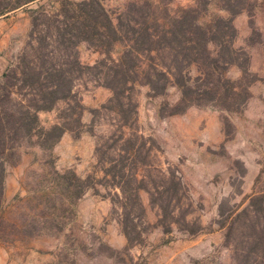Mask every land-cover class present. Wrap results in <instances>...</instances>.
<instances>
[{
    "label": "trees",
    "instance_id": "1",
    "mask_svg": "<svg viewBox=\"0 0 264 264\" xmlns=\"http://www.w3.org/2000/svg\"><path fill=\"white\" fill-rule=\"evenodd\" d=\"M41 1L0 0V18ZM59 1L47 0L29 10L28 41L0 77V243H27L52 233L62 225V214L70 213L89 191L99 193V187L110 190L108 197L128 247L140 243L147 229L142 191L149 193L151 206L160 210L158 223L165 234L175 227L191 235L201 233L200 223L188 221L191 212L183 203L182 179L169 169L149 171L141 163L142 148L132 134L121 132L122 148L112 153L98 146L96 171L85 178L72 169L59 172L52 159L33 195L17 196L16 206L9 209L7 171L22 162L27 145L52 153L66 132L80 135L84 108L77 99V83L83 79H94L111 90L110 104L122 118L133 111L136 119L132 92L138 86L148 87L153 96L164 95L170 87L179 91V100L166 103L161 116L182 114L193 107L240 112L251 98L254 81L249 79L248 55L234 47V20L243 9L233 4L236 0H217L228 16H215L205 23L200 6L209 0H196L198 5L178 8L173 14L150 1L131 3L118 16L103 0H64L56 8ZM82 43L103 58L93 66L84 65L77 52ZM117 48L119 56L114 58ZM233 66L242 71L237 80L228 76ZM60 103L67 105L64 115L53 126L44 127L41 113ZM13 206L16 211L11 210ZM27 207L32 214L21 213ZM219 225L235 264H264V191L249 196L243 209Z\"/></svg>",
    "mask_w": 264,
    "mask_h": 264
},
{
    "label": "rangeland",
    "instance_id": "2",
    "mask_svg": "<svg viewBox=\"0 0 264 264\" xmlns=\"http://www.w3.org/2000/svg\"><path fill=\"white\" fill-rule=\"evenodd\" d=\"M61 1L64 0L56 2V8ZM145 1L160 5L170 14L181 7L198 5L196 0L103 3L118 16L127 5ZM46 3L42 0L0 18V77L28 41L32 27L29 10ZM233 4L243 9L234 20V47L248 55L249 79L254 80L251 98L240 112L193 107L182 114L161 116L160 110L166 103L179 100V91L170 87L164 95L153 96L148 87L138 86L132 92L136 119L133 111L122 118L110 104L111 90L94 79H83L77 83V99L84 108L80 135L66 132L52 153L44 152L36 144L27 145L22 162L8 168L5 183L9 209L10 205L16 206L17 196L33 195L31 191L39 186L40 175L44 167L49 169L52 159L59 172L72 169L85 178L96 171L97 147L103 146L110 153L119 150L123 144L121 132H125L135 135L137 146L142 148L141 163L149 171L169 169L182 179L183 203L191 212L188 221H197L203 231L191 235L175 227L165 234L158 223L160 210L151 206L149 193L142 191L147 229L140 243L128 247L120 217L108 197L110 190L99 187V193L89 191L72 206L70 213L62 214V225L52 233L27 243H0V264H235L219 222L243 209L249 196L264 191V0H236ZM222 6L217 0L201 4V22H209L215 16L227 17ZM117 50L114 58L119 56ZM77 52L84 65L93 66L103 58L87 43L80 44ZM228 76L237 80L242 71L233 66ZM66 107L60 103L54 110L41 113L42 125L49 128L56 124ZM102 176L99 171V177ZM29 211L27 207L21 213L32 214Z\"/></svg>",
    "mask_w": 264,
    "mask_h": 264
},
{
    "label": "crops",
    "instance_id": "3",
    "mask_svg": "<svg viewBox=\"0 0 264 264\" xmlns=\"http://www.w3.org/2000/svg\"><path fill=\"white\" fill-rule=\"evenodd\" d=\"M23 160V159H22ZM25 161V160H24Z\"/></svg>",
    "mask_w": 264,
    "mask_h": 264
}]
</instances>
